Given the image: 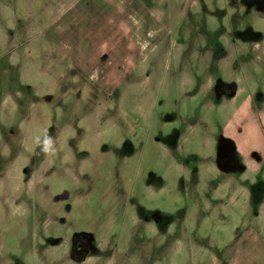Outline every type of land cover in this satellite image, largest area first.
I'll return each instance as SVG.
<instances>
[{
	"label": "rangeland",
	"instance_id": "374dc122",
	"mask_svg": "<svg viewBox=\"0 0 264 264\" xmlns=\"http://www.w3.org/2000/svg\"><path fill=\"white\" fill-rule=\"evenodd\" d=\"M218 74L237 81L233 103L211 100ZM221 131L247 144L232 190L247 211L205 213L182 242L160 243L134 219L136 204L146 216L184 200L161 143L194 165ZM150 170L165 182L146 186ZM258 178L264 0H0V264H264ZM79 234L91 247L76 261Z\"/></svg>",
	"mask_w": 264,
	"mask_h": 264
},
{
	"label": "flooded vegetation",
	"instance_id": "af4514ba",
	"mask_svg": "<svg viewBox=\"0 0 264 264\" xmlns=\"http://www.w3.org/2000/svg\"><path fill=\"white\" fill-rule=\"evenodd\" d=\"M224 77L225 76L220 74L212 76L209 79L207 91H209L208 93L211 100L213 99L217 101V103H233V99L238 96L239 93L238 83L233 78L225 79ZM225 116L231 117L230 115ZM196 130L198 131L194 136L197 137V139L193 138L194 140H192L191 143L198 145L200 141L198 136H202L201 134H204L205 131L201 129ZM170 132L171 131H168V134L172 136L177 134L175 132ZM237 133H242V130H238ZM233 137L232 134H227L222 131L214 137L212 135L206 136L204 139L209 144V151H206L205 158L203 156L199 157V159L196 160L197 164L194 165L192 162H188L187 158L181 157L183 156L182 151L175 147L178 145L177 142L172 144L168 139L164 141V143H161L166 150L168 158L180 165L181 172L177 175L179 178L177 182L181 193H184V200L181 198L179 205H177L176 208H172L170 210L171 212H164L161 209L146 207L145 211H148L146 216L140 215L143 206L136 204L135 207L139 211H135L134 222H136L138 226L145 227V225H149L148 228L151 229L150 232L159 237L158 241L160 243L172 245L177 242H182V235L184 232H193L196 221L194 219L199 218L205 213L218 215L226 219L228 214L231 215L230 213L234 212L235 215L242 217L247 211V207L243 209L242 206L238 209V206H236V210L233 208L232 190H234L235 181L233 175L236 174V176L240 178L239 176L247 170V162L245 159L247 155V144L238 145ZM195 157L196 155H194L193 158ZM202 166H204L202 171L206 170L209 172L208 178L203 179V176H201ZM147 176L148 178L147 180L145 179L144 182L146 186L154 184L155 178L158 179L160 184L165 182L159 174H155V171L150 170ZM153 176H155V178ZM182 177L190 179V182L187 184L188 186L183 184L184 179ZM249 181L250 180L245 178V176H242V179H239L237 184L240 186H247V191L249 193L251 187ZM263 185L264 181L258 178L252 187L260 190ZM186 201L191 203V207L187 206ZM248 204L249 201L247 202V205ZM190 213H193L194 216ZM189 217L193 218L194 221H192V223L188 222ZM90 247L91 243L87 234H79L75 236V238L73 237L71 241L70 254L72 256V254L89 252ZM84 258L85 257H83V259Z\"/></svg>",
	"mask_w": 264,
	"mask_h": 264
},
{
	"label": "clouds",
	"instance_id": "9594fccd",
	"mask_svg": "<svg viewBox=\"0 0 264 264\" xmlns=\"http://www.w3.org/2000/svg\"><path fill=\"white\" fill-rule=\"evenodd\" d=\"M52 147V140L51 138L45 136L43 140V151L48 152Z\"/></svg>",
	"mask_w": 264,
	"mask_h": 264
},
{
	"label": "trees",
	"instance_id": "16d2710c",
	"mask_svg": "<svg viewBox=\"0 0 264 264\" xmlns=\"http://www.w3.org/2000/svg\"><path fill=\"white\" fill-rule=\"evenodd\" d=\"M75 238V237H74ZM89 253L88 251L87 252H83L81 254H72V258L76 261H80L81 259H83V257L86 256V254Z\"/></svg>",
	"mask_w": 264,
	"mask_h": 264
},
{
	"label": "crops",
	"instance_id": "0c3cea01",
	"mask_svg": "<svg viewBox=\"0 0 264 264\" xmlns=\"http://www.w3.org/2000/svg\"><path fill=\"white\" fill-rule=\"evenodd\" d=\"M240 92H241V91H239V93H240ZM239 93H238V94H239Z\"/></svg>",
	"mask_w": 264,
	"mask_h": 264
}]
</instances>
